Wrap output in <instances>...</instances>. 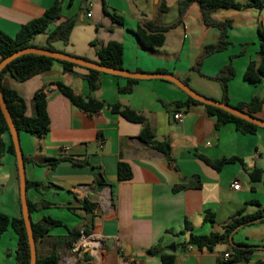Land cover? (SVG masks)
<instances>
[{
	"label": "crops",
	"instance_id": "0c3cea01",
	"mask_svg": "<svg viewBox=\"0 0 264 264\" xmlns=\"http://www.w3.org/2000/svg\"><path fill=\"white\" fill-rule=\"evenodd\" d=\"M161 1L62 0L61 19L55 20L32 43L47 46L48 35L58 25L77 17L68 44L53 43L57 50L98 62V49L116 41L123 45L124 70L170 73L188 81L197 93L217 101L223 99V92L212 77L231 64L235 76L228 83L229 104L246 103L253 96L264 98V76L254 82L245 78L251 62L256 67L261 63L264 0L261 7L220 9L213 13L214 20L231 22L227 32L229 46L206 56L200 72L193 68L204 55L205 47L218 43L220 31L205 25L196 3L187 9L182 23L167 33L164 46L151 52L139 44L135 35L139 25L156 21L167 26L179 19V0H165L167 13L160 12ZM103 2L111 14L124 18L123 24L105 13ZM54 3L55 0H0V30L14 37L22 25L43 17ZM93 41L96 45L91 44ZM87 74L82 67L65 73L62 65L55 63L50 70L25 82L10 76L4 78V84L25 100L27 116L35 114L33 99L38 91L43 89L48 98L49 132L43 138L28 132L19 134L23 154L36 161L25 162L26 177L44 187L42 192L28 189V199L32 203H51L45 207V216L41 208L31 214V220L36 223L48 217L68 225L60 211L63 216L79 219L80 222L68 225L70 228H79L81 234H86L87 229V235L98 236L99 245L76 250L77 241L62 247L60 264H163L160 254L147 253L152 248L174 254L175 264H233L223 259L226 253L232 256L227 244H218L213 251H201L191 246L185 248L183 243L191 232H223L224 225L239 211L251 215L264 209V128L242 133L231 122L217 128V117L209 115L205 105L178 106L187 101L188 95L170 81L155 78L130 84L127 78L105 73L100 76V88L93 93L104 102V107L97 114H90L74 106L54 84L61 81L77 95L87 97ZM129 85L130 92L120 91ZM116 103L145 116L156 138L170 143V159L141 139L143 125L111 111L109 105ZM177 113L183 115L182 122L174 118ZM256 117L264 120V104ZM200 155L212 160H238L217 171ZM57 157L86 160L89 165L75 166L64 161L51 170L38 164ZM120 161L130 165L131 179L118 180ZM255 169L262 173L258 181L250 178ZM95 172L102 174V183L95 182ZM234 181H238L239 190L232 188ZM177 186L181 188L174 191ZM86 200L94 204L92 212L85 210ZM208 211L214 215L213 222L205 221ZM0 212L11 218L22 216L18 167L10 153L0 160ZM186 220L192 229L183 233ZM55 228L62 231L56 232ZM55 228L50 231L51 236L67 234L65 227ZM7 234L10 243L0 247V264H17L18 236L9 228L0 241ZM233 240L258 246L249 261L238 264H264V222L238 228Z\"/></svg>",
	"mask_w": 264,
	"mask_h": 264
},
{
	"label": "trees",
	"instance_id": "16d2710c",
	"mask_svg": "<svg viewBox=\"0 0 264 264\" xmlns=\"http://www.w3.org/2000/svg\"><path fill=\"white\" fill-rule=\"evenodd\" d=\"M104 3V11L106 14L110 15L111 18L118 24H123L124 18L116 13L111 14L107 10L106 2ZM196 3L201 9L203 16V21L207 27L217 28L220 31V38L217 44L208 45L205 47L204 55L198 60L196 67L193 70L200 72V66L206 56L224 51L229 46L228 38V29L231 27L230 21L218 22L213 19L212 15L215 11L220 9H244L248 7H261V0H249L247 3H241L236 0H179L178 1V12L179 19L171 25H160L156 21H148L139 25L136 29L135 35L137 40L142 48L147 51H156L160 47L164 46L167 33L176 28L182 23V19L187 9L191 4ZM62 0H55V3L48 8L43 17L30 20L26 24L22 25L20 30L14 37H11L0 30V62L11 54L27 48H43L52 51H58L65 53L63 51L57 50L54 46V42L61 41L64 44H68L70 34L77 22V17L68 18L66 21L58 25L47 38V46L39 47L32 43V40L39 34L45 33L49 26L55 21L59 20L62 17ZM161 13H167L169 8L166 5L165 0L161 1L160 8ZM264 39V35H262ZM92 45H96V42H91ZM71 55V54H70ZM74 56V55H73ZM99 61L97 63L107 66L117 70H124L122 67L123 64V45L119 42L112 41L109 42L106 46H102L98 49ZM261 63L256 67L254 62H251L245 72V78L250 81H258L261 79V76H264V41L262 40L261 49H260ZM84 59V58H83ZM55 63H60L63 67L65 73L71 72L74 68L79 67L73 63L56 60L50 57L35 55V54H26L22 55L11 63H9L2 71L0 75L1 90L7 105V108L11 114L14 125L20 134L21 132H28L38 138H43L49 132L50 119L47 110V94L44 93V90L41 89L38 91L33 99L35 106V114L33 116L26 115V103L23 97L13 88H10L4 84V78L10 76L18 82H25L33 76L42 74L50 70ZM86 69V68H84ZM88 74L86 75V80L89 85L90 95L87 97L77 95L74 90L65 85L61 81H57L54 84L58 90L67 97L70 102L79 108L82 111L88 112L90 114H97L104 107V102L96 99L93 96V93L96 92L101 86L100 76L101 72L96 70L86 69ZM158 72H163L159 70ZM235 76V71L231 64H228L220 70V72L212 77V79L219 82L221 90L223 92V99L221 102L229 104L228 97V83ZM130 84L136 83V79H127ZM184 83L188 85V81L184 80ZM132 89L131 85L127 88L121 89V92H130ZM189 103H198L205 105L209 115L217 117L216 127L220 128L226 123H234L236 128L242 133H255L259 126L254 125L250 122H247L233 114H230L223 109L203 104L199 101L194 100L188 96L185 103H178V106L188 105ZM264 104V98L259 96H253L249 102L239 103L235 107L241 111L253 115L256 117V114L262 110ZM111 111L115 114L120 115L125 120L138 123L143 125L140 137L153 149L163 153L167 159L171 157V145L168 141H159L156 138V134L151 126L148 124L147 119L140 112L131 109L130 107L123 106L120 103L109 105ZM8 137V140L7 138ZM10 153L15 158L16 153L14 145L11 139L10 131L6 119L2 113L0 107V160L6 154ZM207 165L213 169L219 171L230 162L238 160L237 158H222L212 160L205 156H199ZM25 162H34L33 157L24 155ZM68 161L75 166H87L89 165L88 161L75 160L73 158L67 157H57L49 158L42 163H38L42 166H47L49 169L54 170L61 162ZM261 171L255 169L250 173V178L252 181H258L261 179ZM133 176L131 167L128 163L120 161L118 163L117 177L118 180H129ZM95 182L102 183L104 181L102 174L99 172L94 173ZM35 188L37 191L42 192L43 184L41 182L29 181L27 179V189ZM181 187H175L174 191L179 190ZM50 202L41 200L40 203H32L28 199V206L30 214L35 211L40 210L50 206ZM85 210L87 212H92L94 204L90 203L88 200L85 201ZM214 215L212 212L208 211L205 215V221L213 222ZM264 222V209L259 210L254 214H244V211H239L231 217L228 223L223 227V232L213 231L208 235H196L192 232L190 233L189 239L183 243V247H193L197 250H208L213 251L218 244H227L232 250L231 259L228 260L230 263L238 264L249 261L252 253L255 251V248L258 246L249 245L247 243H234L242 248H236L231 245L229 237L234 232V230ZM65 227L67 229V234L59 236H51L50 231L55 227ZM33 235L36 243L37 249V261L36 264H60V249L64 246L69 247L73 243L77 242L81 237V230L79 228H70L68 225H65L60 220H55L52 218L45 217L41 221L34 223L32 221ZM9 228H12L18 236L17 242V264H30V247L28 243L27 231L25 228V223L23 217L11 218L8 215L0 212V236L5 233ZM192 225L186 220L185 221V230L191 231ZM85 233H89L88 230H85ZM48 238L53 239V244L50 250L44 255L40 254V246ZM245 247V248H244ZM248 247V248H247ZM148 254H160L163 264H175V255L174 254H165L161 252L158 248H152L147 251Z\"/></svg>",
	"mask_w": 264,
	"mask_h": 264
},
{
	"label": "water",
	"instance_id": "95a60500",
	"mask_svg": "<svg viewBox=\"0 0 264 264\" xmlns=\"http://www.w3.org/2000/svg\"><path fill=\"white\" fill-rule=\"evenodd\" d=\"M26 54H35V55H42L46 57H50L56 60L60 61H66L73 63L79 67L90 69V70H96L101 73L105 74H111L119 77H124L127 79H136V80H143V79H163L166 81H170L174 83L176 86H178L180 89H182L188 96L193 98L196 101H199L206 105H211L220 109H223L224 111L233 114L234 116H237L247 122H250L254 125H257L261 128H264V120L255 117L253 115H250L246 113L245 111H241L235 107H232L231 105L225 104L221 101H217L208 97H205L199 93H197L195 90H193L189 85L184 83L181 79L178 77L170 74V73H143V72H134L129 70H117L113 69L107 66H103L97 62L90 61L87 59H83L81 57L73 56L67 53H62L58 51H52L48 49L43 48H35V47H27L24 49H21L10 56L6 57L0 62V75L1 71L13 60L16 58L26 55ZM0 107L2 110V113L6 119V122L9 127L11 139L14 145L15 153H16V161H17V167H18V173H19V185H20V199H21V207H22V217L25 223V228L27 231V237H28V243L30 247V264H36L37 261V249H36V243L33 235V227H32V220H31V214L29 211L28 206V196H27V177H26V170H25V161H24V154L21 148L20 144V138L19 133L14 125V122L12 120L11 114L7 108V105L5 103L2 90H1V82H0ZM237 230V229H236ZM234 230V231H236ZM234 233V232H233ZM233 233L230 235L229 240L232 246L236 248H242L241 246H238L234 243L233 240ZM245 248V247H244ZM248 248V247H247Z\"/></svg>",
	"mask_w": 264,
	"mask_h": 264
},
{
	"label": "rangeland",
	"instance_id": "374dc122",
	"mask_svg": "<svg viewBox=\"0 0 264 264\" xmlns=\"http://www.w3.org/2000/svg\"><path fill=\"white\" fill-rule=\"evenodd\" d=\"M42 210H43L42 212H44L43 215L45 216V208L42 209ZM58 213H59L62 217L65 218V222H66L68 225H72L74 221H76L75 224L78 223V222H80L79 219H78L77 217H75V216H71V215H69V216H67V215L63 216L62 213H61L60 211H58ZM88 224H89V223H88ZM54 231H56V232H60V231H62V229H60V228H55ZM85 235L88 236L87 234H85ZM81 237H82V235H81ZM81 237L79 238V240L81 239ZM9 243H10V234H7V235H5V236L2 238V240L0 241V247L8 246ZM52 244H53V239H52V238L47 239V240H46V243L44 242L43 246H42L41 249H40V254H41V255H44L46 252H48V250L51 249ZM45 245H46V246H45Z\"/></svg>",
	"mask_w": 264,
	"mask_h": 264
},
{
	"label": "built area",
	"instance_id": "2783aa9c",
	"mask_svg": "<svg viewBox=\"0 0 264 264\" xmlns=\"http://www.w3.org/2000/svg\"><path fill=\"white\" fill-rule=\"evenodd\" d=\"M88 16H90V14H88ZM174 118L178 121V122H182L183 121V115L181 114V113H177V114H175L174 115ZM239 187H240V185H239V183H238V181H234L233 183H232V188L234 189V190H239ZM93 237H95V235H88V236H86L84 233L82 234V237H81V239L80 240H78V242L76 243V245H75V249L76 250H80L81 248H87V247H89L90 245H88V244H82L81 243V240L82 239H93ZM223 259L225 260V261H228V260H230L231 259V256L229 255V254H224L223 255Z\"/></svg>",
	"mask_w": 264,
	"mask_h": 264
},
{
	"label": "bare ground",
	"instance_id": "6f19581e",
	"mask_svg": "<svg viewBox=\"0 0 264 264\" xmlns=\"http://www.w3.org/2000/svg\"><path fill=\"white\" fill-rule=\"evenodd\" d=\"M82 244H88L90 246H95V245H99V241H98V236L93 237V239H82L81 240Z\"/></svg>",
	"mask_w": 264,
	"mask_h": 264
}]
</instances>
